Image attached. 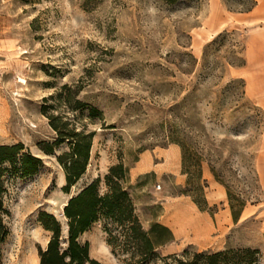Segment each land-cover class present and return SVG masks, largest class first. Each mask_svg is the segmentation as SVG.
Listing matches in <instances>:
<instances>
[{"label": "rangeland", "instance_id": "rangeland-1", "mask_svg": "<svg viewBox=\"0 0 264 264\" xmlns=\"http://www.w3.org/2000/svg\"><path fill=\"white\" fill-rule=\"evenodd\" d=\"M224 3L230 12L213 29L210 0H0V144L21 143L41 160L28 175L0 165L7 210L0 264H38V248L52 236L42 212L60 222L64 244L63 206L94 180L104 192L105 174L120 162L142 228L158 222L174 236L158 254L250 249L252 264H264V108L230 74L244 60L247 30L264 23L234 16L251 0ZM49 115L94 131L86 169L69 192L58 160L69 145L55 142ZM182 143L202 156L208 210L194 203V190L183 193L190 185ZM162 165L172 171L153 172ZM204 169L244 202L236 222L218 180L223 193L207 199ZM104 223L93 222L78 241L99 264H125Z\"/></svg>", "mask_w": 264, "mask_h": 264}, {"label": "trees", "instance_id": "trees-1", "mask_svg": "<svg viewBox=\"0 0 264 264\" xmlns=\"http://www.w3.org/2000/svg\"><path fill=\"white\" fill-rule=\"evenodd\" d=\"M255 3V0H251L250 5L240 11L251 10ZM75 102L78 104V100ZM66 107L68 108L67 104ZM48 118L57 134L55 142L67 140L69 145L68 151L58 156L66 180L62 189L69 192L70 187L86 169L94 131L87 132L84 126L76 130L73 126L75 123L68 127L69 122L67 121L58 124L55 122V118L58 117L52 115ZM181 145V171L188 176L187 184L190 185L183 193L188 194L194 190L197 193L196 196L192 195L194 203L200 210H208L202 196V188L206 186L201 175L202 156L197 151L188 152L184 143ZM23 148L21 143L0 144V165L8 162L18 168L22 175L34 173L41 160L28 150L23 151ZM43 149L46 152H52V145L46 144ZM3 170L0 167V243L7 234V228L2 221L3 214L7 212L3 207L5 191L2 180ZM126 174L127 167L121 162L114 164L104 176V192H99V179H97L88 183L68 199L62 208V214L67 220V235L64 244L60 242V222L52 214L40 213L38 220L46 230L51 231L52 236L44 248H38V264H99L89 257L88 244L86 242L81 244L77 238L100 218L105 220L103 230L106 232V242L113 251L118 250L127 254L123 258L125 264H157L158 262L159 264H252L254 261L252 255L256 251L250 249L199 251L185 248L179 253L158 254L156 248L171 242L174 236L167 226L158 222H153L148 230L142 228L134 213L128 192L123 186L127 178ZM214 177L226 188L230 214L233 222H236L244 202L231 194L229 187L216 173Z\"/></svg>", "mask_w": 264, "mask_h": 264}, {"label": "crops", "instance_id": "crops-1", "mask_svg": "<svg viewBox=\"0 0 264 264\" xmlns=\"http://www.w3.org/2000/svg\"><path fill=\"white\" fill-rule=\"evenodd\" d=\"M255 1L256 3L251 10L235 12L234 16L240 21L247 19L252 24L264 23V0ZM210 4L211 10L208 21L212 23V28L215 29L230 11L224 0H210ZM243 59L240 65L231 67L230 74L242 81L244 94L264 108V24H259L257 27L247 30L243 37ZM167 171H172L167 165L153 169V172L156 173ZM203 175L207 178L208 187L210 188V193L208 192L206 197L209 201H214L216 193L219 195L223 193L222 185L214 178L212 181L210 180V171L204 169ZM181 197L187 199L188 206L194 205L188 196L182 195Z\"/></svg>", "mask_w": 264, "mask_h": 264}]
</instances>
